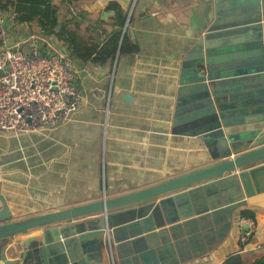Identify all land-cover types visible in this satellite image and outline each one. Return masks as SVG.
Masks as SVG:
<instances>
[{
  "label": "crops",
  "instance_id": "1",
  "mask_svg": "<svg viewBox=\"0 0 264 264\" xmlns=\"http://www.w3.org/2000/svg\"><path fill=\"white\" fill-rule=\"evenodd\" d=\"M257 2L53 3L59 21L68 22V29L87 47L103 46L116 31L117 12L109 8L111 4L128 13L127 30L139 50L118 52L113 64L103 65L78 61L42 28L43 35L34 34L33 22L16 26L17 33L33 34L74 61L86 104L70 123L55 130L0 134V194L13 215L0 224L130 195L220 163L214 145L218 130L212 129L219 124L218 115L190 112L197 98L189 96L208 84L220 103L230 104L226 120L238 123L231 132L248 128L246 123L257 107L248 103L246 92L258 88L264 63L260 14H250L257 10L252 6ZM126 94L131 101H124ZM178 109L182 115H177ZM243 209L253 210L258 224L244 250L239 240ZM80 221L46 229H63L62 237L67 238L75 234L74 224ZM145 236L149 250L142 264H222L235 254L252 264L264 256V209L242 202L165 225ZM5 254L8 261L18 258L14 245Z\"/></svg>",
  "mask_w": 264,
  "mask_h": 264
},
{
  "label": "water",
  "instance_id": "2",
  "mask_svg": "<svg viewBox=\"0 0 264 264\" xmlns=\"http://www.w3.org/2000/svg\"><path fill=\"white\" fill-rule=\"evenodd\" d=\"M259 1L252 4L257 10L250 14H260L264 39V0ZM127 27L128 23L120 47ZM258 77V88L246 92V100L257 109L246 123L248 128L241 132H231L238 123L226 120L230 104L220 103L208 84L189 96L197 98L196 104L188 108L190 112L209 111L202 117L218 115L219 124L212 129L218 130L214 145L220 163L130 195L0 224L2 263L142 264V256L149 250L145 235L156 229L242 202L264 209V63ZM131 99L129 94L124 96V101ZM177 112L179 116L183 111ZM0 202V223L12 220L3 194ZM90 216L95 217L87 219ZM70 220H81L74 224L73 236L62 237L63 229H46ZM13 245L18 258L8 261L5 253Z\"/></svg>",
  "mask_w": 264,
  "mask_h": 264
},
{
  "label": "built area",
  "instance_id": "3",
  "mask_svg": "<svg viewBox=\"0 0 264 264\" xmlns=\"http://www.w3.org/2000/svg\"><path fill=\"white\" fill-rule=\"evenodd\" d=\"M17 16L13 10L0 9V134L55 130L70 123L86 104L77 84L78 69L67 54L35 35L17 33ZM257 228L255 219H241L242 250L252 242Z\"/></svg>",
  "mask_w": 264,
  "mask_h": 264
},
{
  "label": "trees",
  "instance_id": "4",
  "mask_svg": "<svg viewBox=\"0 0 264 264\" xmlns=\"http://www.w3.org/2000/svg\"><path fill=\"white\" fill-rule=\"evenodd\" d=\"M109 8L117 12L116 31L109 36L103 46L87 47L76 32L68 29V22L62 23L59 21L58 8L51 0H0L1 10L7 13L13 10L17 13L16 25L17 23L31 24L37 21L42 30L62 44L65 48L64 50L68 51L71 56L80 62H91L98 65L108 62L113 64L116 61L118 52H120V55L134 54L139 50L138 45L132 39L128 30L120 47L123 30L129 15L115 4H111ZM58 27L60 29H57ZM241 216L242 218L256 219L255 212L249 209H243ZM222 264L245 263L240 254H235L226 259ZM252 264H264V256Z\"/></svg>",
  "mask_w": 264,
  "mask_h": 264
},
{
  "label": "rangeland",
  "instance_id": "5",
  "mask_svg": "<svg viewBox=\"0 0 264 264\" xmlns=\"http://www.w3.org/2000/svg\"><path fill=\"white\" fill-rule=\"evenodd\" d=\"M64 2H66V0L63 1L62 3H64ZM66 12L68 13L69 10H66ZM16 26L19 27V24L17 23ZM20 29H21V27H20ZM30 30H31L34 34H36V35H38V36L43 35V32H41V27L39 26V24H38L37 21H35V22H33V23L31 24V26H30Z\"/></svg>",
  "mask_w": 264,
  "mask_h": 264
}]
</instances>
